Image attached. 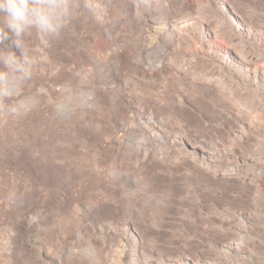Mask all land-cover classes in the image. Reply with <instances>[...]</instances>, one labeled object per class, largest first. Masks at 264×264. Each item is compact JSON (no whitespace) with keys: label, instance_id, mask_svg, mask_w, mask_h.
Listing matches in <instances>:
<instances>
[{"label":"rangeland","instance_id":"1","mask_svg":"<svg viewBox=\"0 0 264 264\" xmlns=\"http://www.w3.org/2000/svg\"><path fill=\"white\" fill-rule=\"evenodd\" d=\"M71 3L0 99V264H264V0Z\"/></svg>","mask_w":264,"mask_h":264},{"label":"clouds","instance_id":"2","mask_svg":"<svg viewBox=\"0 0 264 264\" xmlns=\"http://www.w3.org/2000/svg\"><path fill=\"white\" fill-rule=\"evenodd\" d=\"M73 16L71 0H0V99L19 92L22 80L30 78L34 53L44 55L42 45L58 37ZM35 32L39 44L29 48L26 36ZM22 105L9 106L12 115L21 113Z\"/></svg>","mask_w":264,"mask_h":264}]
</instances>
